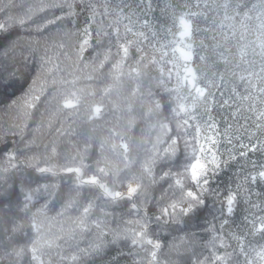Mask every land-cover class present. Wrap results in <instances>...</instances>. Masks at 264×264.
<instances>
[{
    "label": "trees",
    "instance_id": "obj_1",
    "mask_svg": "<svg viewBox=\"0 0 264 264\" xmlns=\"http://www.w3.org/2000/svg\"><path fill=\"white\" fill-rule=\"evenodd\" d=\"M35 2L36 0H12L10 4L9 0H0V9H4L0 12V23L8 21V31L0 32V161L6 166L5 154L14 151L19 158L13 161L19 165L17 175L22 173L27 177L31 182L28 186L35 188L38 184L59 185L67 193L73 186L75 177L72 173L64 172L63 168L78 166L80 163L78 153L85 156L84 163L92 166L87 170L88 174L93 172L97 160L107 162L114 168H123L121 157L110 149L113 143L119 144L123 138L131 149L130 159L136 161L130 170L121 173L122 182H118L115 188L124 192L127 190L128 178L141 176V163L151 155L153 144L158 138L165 141L164 144L157 145L163 149L168 146L171 137H178L177 154L182 153L184 140L192 139L196 135L195 130L193 127L177 129L170 107L162 109L159 114L148 113L153 101L160 100L161 91L154 86V82L150 84L147 79L133 80L128 76L130 67L135 65L137 59V54L133 50H130L131 59L125 61L120 69L122 74L119 75V79H116L118 73L112 68L119 59L114 55L115 46L112 48L110 62L106 63L103 69L98 67L99 60L103 57L98 58L97 53L105 51L107 41H104V48L93 43L83 53H79L78 45L83 39L84 28L89 27L94 35L95 23L105 19L99 16L105 5L112 13L107 16L105 26L111 23L114 14L119 11L117 6L122 4L123 0H76L79 6L74 9L77 13L75 16H67L66 11L54 9L56 15L65 17L64 21L56 26H50L47 32L41 34H37L35 26L28 23L24 16L27 7ZM93 2L98 13L96 22L90 20L91 13L85 7ZM185 2L187 0H175V4ZM245 2L251 6L250 0ZM175 4L173 0H155L147 19L152 24H163L164 21H168L170 25V17L165 11L169 6L175 8ZM48 15L51 17L52 13ZM213 15L208 13V17ZM19 19H25L26 23L20 25ZM127 23V20H123L119 25L121 33L123 25ZM244 23L249 29L248 32L241 27L240 19L224 21L222 10L215 14V23L211 18L207 20L205 17L199 18L201 28L211 27L220 34L218 40L222 47L216 51L220 52L227 48L229 52L225 55L232 61L231 64H226L224 60L214 57L216 63L213 70L226 76L224 95L217 94L211 98L210 105L211 117L221 134L219 144L221 160H228V164L222 166L217 179L212 181V186L219 187L221 193L228 187L235 188L237 184H241L244 176L252 171V162H256L257 165L264 163L262 152L250 151L247 156L239 154L245 150L241 145L249 144V131L259 135L257 129L252 126V122L255 121V114L249 111L252 101H242L240 98L249 93L255 96L256 91L249 88L244 81H240L238 76L233 78L231 73L234 71L247 77V72L244 71L246 65L235 67L236 60L239 59L240 46L250 42H255L253 45L255 46L260 43L258 37L264 39L257 28L258 21L253 19ZM231 25H235V36L232 35ZM136 30L144 29L137 23L134 28V31ZM213 34L211 31L207 34L200 32L193 38L197 41L204 40L207 44ZM241 34L244 36L243 40H240ZM224 35L229 37L226 42L223 39ZM36 41H39V45L35 43ZM13 43L17 45L14 50L9 47ZM61 44L63 47H60ZM259 51L257 47L256 52ZM234 56L236 59H233ZM247 59L255 62L254 70L258 72L261 65L260 56L252 55L250 52ZM211 62L210 60L209 63ZM251 70L253 69H249ZM149 75L158 76V70H151ZM252 83L256 84L257 88L262 86L255 77L252 78ZM137 85L139 91L132 95ZM200 86L205 85L201 83ZM109 88L111 90L106 92L105 90ZM230 88H236L239 93L234 100L229 99L233 95L229 91ZM149 90L154 93L153 96L147 94ZM181 94L185 93L182 91ZM65 100H71L73 104H77L78 100L79 103L74 108H64L62 105ZM164 100H167L166 95ZM222 100H229V104L221 105ZM161 103L164 101L161 100ZM185 103L191 104V100ZM97 106L101 107V114L89 119L92 109ZM256 106L261 107L259 99L256 100ZM202 111L203 109H199L193 113L197 119L190 120V125L200 124L203 127V120L208 117L200 119ZM179 119L187 117L182 115ZM130 121L133 123L130 124ZM161 123L167 124L170 129L166 134L160 128ZM241 125L245 127L242 128ZM260 138L264 139V136ZM229 139L232 141L231 144L228 143ZM101 143L105 144L103 152L100 150ZM53 148L55 152L52 151ZM229 153L235 156V159L229 160ZM73 157L77 158L74 160ZM32 166H48L53 172L41 175L35 172ZM161 174L159 168L154 172L156 177ZM11 182L10 179L9 183ZM142 183L144 189L135 198L141 209L139 213L131 210V202L121 201L119 206H110L106 200L101 199L98 201V209L103 211L93 210L89 217V226L85 230L78 229L75 223L80 216L79 209L62 211V203H50L43 214L36 217L37 223L42 226L45 239L59 237L56 241L58 247L41 249L40 255L44 264H144L146 249L131 244L130 231L135 225L128 222L145 215L153 218L148 231L150 238L161 243L159 259L162 264H196L198 258L203 260L213 251L222 255L225 249L220 246L219 241H216L215 249L211 245L213 237L217 234L224 235L229 245L226 250L233 253V264H243V257L236 254L239 251L237 242L229 239V236L241 235L248 231L243 222V217L248 214L249 209L246 199L241 200L237 213L229 219L222 232L214 231L220 229L221 220L212 199L207 201L208 208L198 221H194L187 228H184L183 224L180 225L184 231L174 228L161 229L156 225L154 217L159 215V209L165 207L171 199L178 198L179 193L168 190V185L173 183L171 179L166 178V181L152 184L145 178ZM248 188V183L242 184L241 196L243 190ZM251 191L253 202L260 203L264 200V182L259 186L253 185ZM257 193L260 195L257 196ZM46 202L47 197L38 193L30 205L31 211L21 213L19 216L10 213L9 218L0 223V264H39L31 260V254L27 251L22 259L9 256L8 253L13 249H27L31 246V241L36 238L31 227V218ZM253 211L257 215H264L259 209ZM18 226L19 230L13 235L11 230ZM117 232L120 234L119 240L116 243H109L113 240V233ZM125 232H128V235H125ZM188 233H195V243L190 245L187 251L181 249L178 255L171 245L178 243V237L186 236ZM100 241L104 242V249L100 255L80 256V250ZM248 242H251L250 248L255 246L257 249L259 244H264V240L251 235L245 236V243ZM74 255L80 256V259L74 261L72 259Z\"/></svg>",
    "mask_w": 264,
    "mask_h": 264
},
{
    "label": "snow or ice",
    "instance_id": "obj_2",
    "mask_svg": "<svg viewBox=\"0 0 264 264\" xmlns=\"http://www.w3.org/2000/svg\"><path fill=\"white\" fill-rule=\"evenodd\" d=\"M11 2L12 0H9L10 4ZM154 3L155 0H123L122 4L117 6L119 11L114 14L113 21L106 26L105 20L112 13L107 5L103 6V11L99 12V16L105 19L95 23L94 35L89 27L84 28L83 39L78 45L79 53H83L93 43L97 47L104 48V41H107L105 51L97 53L98 58L103 57L99 60L98 65L100 69H103L105 64L110 62V57L113 55L112 48L115 46L114 55L118 56L119 59L112 65V68L118 73L116 79H119V75L122 74L120 69L125 61L131 59L132 51L130 50H133L137 54V59L135 65L130 67L128 76L133 80L147 79L150 84L154 82V86L161 91L160 100L153 101V106L148 109V113L159 114L162 109L166 110L170 107L172 117L176 120V128L193 127L196 135L190 140H184V151L179 155L177 154L178 137H171L170 143L163 149L157 145L164 144L165 141L163 138H158L153 144L151 155L141 163V176L128 178L127 190L124 192L117 191L115 188L118 186V182H122L120 181L121 173L130 170L136 161L130 159L131 149L123 138L119 144L113 143L110 146L111 151L118 153L121 157L123 168H114L107 162L97 160L93 172L88 174L87 170L92 166L84 163L85 156L78 153L79 165L63 168L64 172L72 173L75 177L74 184L67 193L59 185L38 184L37 187L31 188L28 186L31 182L27 177L22 173L17 175L19 165L13 163L19 159L16 153L14 151L6 153V166L3 161H0V223L8 219L10 213L19 216L21 213L26 214L31 211L30 205L33 204L38 193L47 197V202L31 218V227L36 234V238L31 241V246L27 249H13L11 253H8L9 256L22 259L27 251L31 254L32 261L44 264L40 255L41 249L58 247L56 241L59 237L45 239L42 226L36 220L37 215L43 214L50 203H62V211L79 209L80 216L75 223L78 229L85 230L89 226V217L93 214V210L103 211V209H98L99 200H106L110 206H119L121 201L131 202V210L139 213L141 209L135 202V198L144 189L142 180L147 178L150 183L155 184L158 181H166L167 178L173 181L168 185V190L178 192L179 196L171 199L165 207L159 209V215L154 217L158 227L184 231V228L200 219L201 214L208 208L207 201L212 199L213 206L221 220L220 229H214V231L222 232L228 225L229 219L237 213L241 200L246 199L249 209L248 214L243 217V222L248 231L241 235L231 234L229 239H234L237 242L239 251L236 254L238 257H243V264H264V244H259L257 249L255 246L250 248L251 242L245 243L246 235L258 236L264 240V215H257L253 211L259 209L260 212H264V200H261L260 203L251 200L253 195L251 187L253 185L259 186L261 182H264V163L257 165L256 162H252V171L244 176L243 182L237 184L235 188L228 187L224 193H221L219 187L214 188L212 186V181L217 179L222 166L228 164V160H221L222 153L219 150L221 134L211 117V98L217 94L224 95L223 89L226 83L225 74L213 70L216 63L214 57L224 60L226 64H231L232 61L228 59V55H225L229 52L227 48L220 52L216 51L217 48L222 47L218 40L220 34L216 33L214 28H201L199 26L200 17H205L206 20L211 18L215 23V14L222 10L224 21L240 19L241 27L245 32H248L249 29L244 21L255 19L259 22L257 28L261 32V36L264 37V0H250L251 6L245 0H187L183 4H175V0H173L175 8L169 6L168 10L165 11V14L170 17V25L168 21H164L163 24L149 22L147 16L152 11ZM78 6L76 0H36L35 3L27 7L24 16L28 23L35 26L37 34H41L47 32L50 26H56L64 21L65 17L56 15L54 9L61 12L66 11L67 16H75L77 13L74 9ZM85 7L91 13L90 20L96 22L98 13L95 2L88 3ZM3 11L4 9H0V12ZM50 12L52 13L51 17L48 15ZM208 13L214 15L208 17ZM123 20H127L128 23L123 25V33H121L119 25ZM18 23L24 25L26 20L19 19ZM137 23H140L144 30L134 31ZM221 26H223V21ZM231 27L233 29L232 35L235 36V25H231ZM6 31H8V21L0 23V32ZM209 31L214 34L207 44L204 40L197 41L193 38L195 34L200 32L207 34ZM223 39L226 42L229 39L228 35H224ZM243 39L244 36L241 34L240 40ZM258 39H260L259 44L253 46L255 42H250L241 45L239 49V59L236 60L235 67L240 68L241 64L246 65L244 71L247 72V77L238 75L234 71L231 73L233 78L238 76L240 81H244L249 88L256 91L255 96L249 93V95L240 97L242 101H252L249 107V111L255 114V121L252 122V126L259 133L257 135L249 131V144L241 145V148L245 150L239 153L240 156H247L250 151L264 153V139L260 138L264 136V39L260 37ZM35 43L39 45V41ZM9 47L14 50L17 45L13 43ZM60 47H63V44ZM257 47L260 49L259 53L256 52ZM250 52L252 55H259L261 58L258 72L254 70L255 62L247 59ZM233 59L236 57L234 56ZM210 60L211 63H209ZM249 69L253 70L249 71ZM151 70H158V76H150ZM253 77L260 82L261 87L257 88L256 84L252 83ZM174 78L175 82L173 83ZM201 83L205 86L201 87ZM110 90L109 88L105 91ZM138 91L139 85L133 89L132 95H136ZM182 91L185 94L182 95ZM229 91L233 93L229 97L231 100L239 95L236 88H230ZM147 94L149 96L154 95L150 90ZM165 95L167 100H164ZM257 99H259L260 108L256 106ZM161 100L164 101L163 104ZM189 100H191V104L185 103ZM220 103L227 105L229 100H222ZM77 104H73L71 100H65L62 107L74 108ZM199 109H203L200 119L205 116L208 117V119L203 120V127L200 124H189L190 120L197 119L193 113ZM101 111V107H94L89 119L99 116ZM182 115L186 116L187 119H179ZM129 123L133 122L130 121ZM241 127L244 128L245 125H241ZM160 128L165 134L170 131L165 123H161ZM228 143L231 144L232 141L229 139ZM100 150L101 152L105 150L104 143L100 144ZM52 151L55 152V149L53 148ZM84 151H87V147ZM76 158L73 157L74 160ZM232 159H235V156L229 153V160ZM32 167L35 172L41 175L53 172V169L48 166ZM157 168L162 173L159 177L154 175ZM10 179L12 180L11 183H9ZM243 183H248L249 188L243 190V196H241ZM85 189L87 190L85 191ZM256 195L259 196L260 194L257 193ZM152 220V217L145 215L135 221L128 222L135 225L130 231L131 244L146 249L144 264H162L159 259L161 243L149 236L148 229ZM92 223L96 222L92 221ZM181 224L184 225V228H180ZM97 227H99L98 224ZM18 230L19 226L11 231L14 235ZM125 235H128V232H125ZM119 238L118 232L113 233V240L109 243H116ZM11 239L12 236L9 237V240ZM177 239L178 243H174L171 247L179 255L181 249L187 251L188 247L195 243V233H188L186 236ZM216 241H219L220 246L225 249L224 253L218 255L213 251L209 257H205L203 260L198 258L196 264H233V253L226 250L229 245L224 235L217 234L213 237L211 242L213 249L217 247ZM103 249V241L93 243L89 248L80 250V256L100 255ZM80 256L74 255L72 259L76 261L80 259Z\"/></svg>",
    "mask_w": 264,
    "mask_h": 264
}]
</instances>
